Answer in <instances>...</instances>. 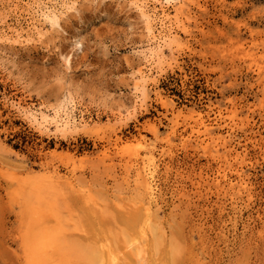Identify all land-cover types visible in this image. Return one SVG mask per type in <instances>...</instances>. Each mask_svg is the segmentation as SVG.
Here are the masks:
<instances>
[{
    "label": "rangeland",
    "instance_id": "1",
    "mask_svg": "<svg viewBox=\"0 0 264 264\" xmlns=\"http://www.w3.org/2000/svg\"><path fill=\"white\" fill-rule=\"evenodd\" d=\"M73 1L0 0V264H24L39 183L115 264H264V0H146L153 39L130 0Z\"/></svg>",
    "mask_w": 264,
    "mask_h": 264
},
{
    "label": "bare ground",
    "instance_id": "2",
    "mask_svg": "<svg viewBox=\"0 0 264 264\" xmlns=\"http://www.w3.org/2000/svg\"><path fill=\"white\" fill-rule=\"evenodd\" d=\"M67 1V0H66ZM69 1V0H68ZM73 1V0H72ZM76 1V0H75ZM146 0H130L129 3L130 4H133L135 5V7L137 8V10L140 12L141 16L145 19V23H146V31H147V37H149V39H153L154 38V35H153V30H152V24H151V20L152 18H149V16L147 15V11L145 10L146 9V3H145ZM156 1V0H154ZM36 2V1H35ZM147 2V1H146ZM33 3V2H32ZM30 2V4H32ZM64 3V2H63ZM74 3V1H73ZM154 3V2H153ZM35 5V4H33ZM67 5V4H66ZM78 5V4H76ZM39 6V4H38ZM37 6V7H38ZM60 6V5H59ZM64 6V5H63ZM69 6V5H68ZM34 7V6H33ZM72 8V7H71ZM70 7L68 8V13H72V11H69L71 9ZM148 8V7H147ZM54 9V8H53ZM56 9V8H55ZM66 9V7H65ZM64 9V10H65ZM48 10V9H47ZM51 10V9H50ZM72 10V9H71ZM149 10V9H148ZM57 12V11H56ZM76 12V10H75ZM62 13V12H61ZM66 13V12H64ZM151 13V12H150ZM63 15V14H62ZM69 15V14H68ZM150 15V14H149ZM153 15V14H152ZM64 16V15H63ZM66 17V16H64ZM64 17L62 19H64ZM68 17V16H67ZM153 17V16H152ZM44 18L45 20L49 23V25L52 27H59V18L58 15L55 13V12H52V11H49L47 13H45L44 15ZM59 18V19H58ZM167 19V18H166ZM177 19V17H176ZM175 19V20H176ZM179 19V18H178ZM163 20V19H162ZM168 21V20H166ZM163 22V21H162ZM172 22V21H171ZM177 22V21H176ZM169 23V22H168ZM37 27V26H36ZM50 28V27H49ZM45 28H43V31H44ZM54 29V28H53ZM35 30V29H34ZM32 30V31H34ZM157 32V31H156ZM15 33V32H14ZM46 33V31H45ZM44 32H41V31H36L35 32V35H36V38H38V40L40 41V44H42L44 42V40L46 39V34ZM165 33V32H164ZM34 34V33H33ZM154 34H156L154 32ZM158 34V33H157ZM166 34V33H165ZM170 34V33H169ZM1 35V34H0ZM160 35V34H159ZM15 39H20L22 38V36L20 35V33L17 32V34H15ZM27 36L28 38V34L25 35V37ZM158 36V35H157ZM30 37L32 38L33 36L30 35ZM162 37V36H161ZM29 38L28 39H24L25 41V44L26 42L29 40V41H32V39ZM35 38V39H36ZM159 38V36H158ZM7 39V38H6ZM11 39V38H10ZM14 39V40H15ZM148 39V40H149ZM13 40V39H11ZM13 40V41H14ZM48 40V39H46ZM160 40V39H159ZM165 40V39H164ZM10 41V40H9ZM18 43L21 41L17 40ZM28 41V42H29ZM149 42V41H148ZM147 42V43H148ZM152 42V41H151ZM150 42V44H151ZM165 42V41H163ZM22 43V42H20ZM155 44V43H154ZM76 45L78 46L79 45V42H76ZM152 46V44H151ZM161 45L159 42L157 44V47H156V50H152L150 49V54L148 55L150 58H153L154 56H157V54H161L162 53V50H161ZM165 46V45H164ZM80 47V46H78ZM154 49V48H153ZM156 52L153 53V52ZM141 55V58L142 59H146V55ZM163 59V57H162ZM63 62H64V65L66 68L69 67L70 65V59L67 58V57H64L63 59ZM151 61V60H150ZM162 61V60H161ZM137 73H139L140 77H138V81H137V84H139V82H144V77L141 76V72L140 70H137ZM146 77V75H144ZM148 84V83H147ZM141 86V84H140ZM143 86V85H142ZM139 87V86H138ZM144 87L143 86V89L144 90ZM63 97V96H62ZM60 97V98H62ZM72 97V96H71ZM71 97L70 95H67L64 102L67 104L71 101ZM58 99V98H57ZM72 102V101H71ZM57 103H59V101L57 100ZM61 103V102H60ZM63 103V102H62ZM64 103V104H65ZM57 105V104H56ZM62 106L64 105H59L58 108H61ZM56 107V106H55ZM54 108V107H53ZM52 108V109H53ZM56 109V108H55ZM59 111V110H58ZM54 112V111H53ZM25 114V113H24ZM55 114V113H54ZM201 115V114H200ZM30 116V115H29ZM195 116V115H194ZM38 117V116H36ZM55 117V116H54ZM196 117V116H195ZM32 118V117H31ZM29 118V119H31ZM66 118V117H65ZM64 118V119H65ZM205 119V118H204ZM48 120V119H47ZM52 120V119H51ZM65 121V120H64ZM209 121V120H207ZM67 122V121H66ZM65 122V123H66ZM48 123V122H47ZM58 123V122H57ZM63 123V122H62ZM195 128H197L196 132H202L205 136H212V132H211V126L210 124H208V122L206 123V120H203V118H201L199 115L197 116V118L195 119ZM212 123V122H211ZM60 124V123H59ZM215 125V124H214ZM57 126V125H56ZM63 126V124H62ZM66 128V127H65ZM70 128V127H69ZM64 129V128H63ZM58 131V130H57ZM66 131V130H65ZM217 133V132H216ZM63 134V133H62ZM215 135V133H214ZM219 139V138H217ZM200 143H203L204 140L201 139L199 140ZM146 154L143 158L140 159V162H139V165L141 166V171L143 172V177H144V181H145V192H146V195H147V199H148V203L145 207V210L148 212L150 210V206L151 204H153L155 202V199H156V195H157V187H156V184H155V163H154V157H153V151L151 149H146ZM239 158V156H236ZM234 157V158H236ZM131 159V158H130ZM135 162L137 163V159H135ZM57 173V172H56ZM21 177V176H20ZM60 178V176H58ZM54 178V177H53ZM64 178V176L62 177ZM68 178V177H67ZM66 179V178H65ZM70 179V178H69ZM62 180V179H60ZM64 180V179H63ZM68 180V179H66ZM68 183V182H67ZM241 184V183H239ZM62 185V184H61ZM243 185V184H241ZM240 185V186H241ZM65 189V188H64ZM73 190V189H72ZM54 193L55 192V188L51 185H47V184H43V183H39L37 184L36 186H34L32 189H31V197L32 199L34 200L33 202V205H30L32 206V208L29 210V217H28V222L25 223L24 225V229L22 231V234H21V239L23 240L22 241V245H23V253H24V264H73V263H76V261H80V260H76L75 259H79L77 258L78 256L83 258L85 262H87L88 264H101L103 262V259L107 258V257H103L102 256V252H98V250H96L95 248H93V245L92 244H95L94 242L92 243L91 241V245L92 246H86L84 248H81L78 244V242L74 239V236L72 234H70L67 226H66V222L64 223L59 214H58V204H57V199L56 198H51V196L54 197ZM57 194V193H56ZM59 195L61 196V194L59 193ZM58 195V196H59ZM158 196V195H157ZM59 199V198H58ZM61 199V198H60ZM59 199V200H60ZM61 201V200H60ZM61 203V202H60ZM145 203V204H146ZM29 205V206H30ZM157 205V204H156ZM28 206V205H27ZM60 207V206H59ZM61 211H63L64 209H60ZM155 210L154 209V213H155ZM141 211V209L139 210V212ZM64 212V211H63ZM138 212V211H137ZM136 212V214H137ZM60 213V212H59ZM65 213H69L68 211H66ZM142 213V211L140 212ZM62 214V213H61ZM135 215V213L133 214ZM139 215V213H138ZM137 215V216H138ZM64 216V215H63ZM68 216V215H67ZM70 216V214H69ZM156 216V215H154ZM153 216V218H154ZM132 217V216H130ZM129 217V218H130ZM135 217V216H133ZM72 217H70V220H71ZM139 217H136L137 221L140 222V220L138 219ZM141 218L142 215H141ZM140 218V219H141ZM156 218V217H155ZM128 218H126L127 220ZM135 219V220H136ZM65 220V219H64ZM68 220V219H67ZM75 220V219H74ZM130 220V219H129ZM127 220V221H129ZM132 220V219H131ZM130 220V221H131ZM135 220L131 221V222H134ZM152 220V219H151ZM129 221V222H130ZM136 221V225L139 226V223ZM145 221V220H144ZM73 222V221H72ZM76 222V221H75ZM151 222V221H150ZM68 223V222H67ZM74 223V222H73ZM130 224V223H129ZM128 224V225H129ZM74 225V224H73ZM131 225H133L131 223ZM150 225V224H149ZM71 226V225H70ZM76 226V225H75ZM147 226V225H146ZM145 226V227H146ZM132 227H135V226H132ZM142 228V227H141ZM72 229V228H71ZM80 229V228H79ZM73 230V229H72ZM81 230V229H80ZM133 230V229H132ZM151 230V229H150ZM77 231V230H76ZM135 231H136V228H135ZM138 231H139V228H138ZM78 233H80L82 235L81 232L77 231ZM133 232V231H132ZM137 232V231H136ZM135 232V235H137L138 233ZM152 232V231H151ZM73 233V232H71ZM146 233V232H145ZM75 234V233H74ZM77 234V233H76ZM75 234V235H76ZM78 235L77 234V239H78V236L79 238H82L84 237L83 235ZM140 234H138V237ZM81 236V237H80ZM87 237V236H85ZM84 237V238H85ZM137 237V236H135ZM89 237L85 238L89 241L88 239ZM83 239V240H85ZM86 240V242H87ZM79 241V239H78ZM81 241V240H80ZM134 240H132V242L130 241V245L133 243ZM80 243V242H79ZM81 243H84L85 242H82ZM89 243V242H88ZM126 244V242H125ZM83 245V244H82ZM99 247V246H97ZM104 247L101 246V250L103 249ZM131 248V247H130ZM130 250V249H129ZM134 250V249H133ZM103 251V250H102ZM104 251H106L104 249ZM111 251H109L110 253ZM135 253V252H134ZM80 254V255H79ZM107 252L103 255L106 256ZM136 256L139 255V251L137 250L136 251ZM119 256H117V259H118ZM120 259V258H119ZM140 259L142 260V258L140 257ZM108 261H112V259H106ZM137 260V259H135ZM82 261V262H84ZM110 261V262H111ZM81 262V261H80ZM84 262V263H85ZM113 262H117V261H113ZM111 262V263H113ZM141 262V261H140ZM78 263V262H77ZM104 263L106 264H109L108 262H105ZM113 263V264H115Z\"/></svg>",
    "mask_w": 264,
    "mask_h": 264
}]
</instances>
